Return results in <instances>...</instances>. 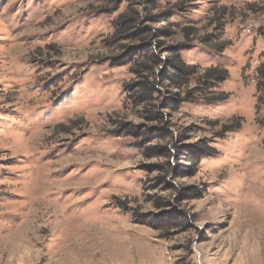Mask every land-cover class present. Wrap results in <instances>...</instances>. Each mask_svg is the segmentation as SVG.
Segmentation results:
<instances>
[{
	"label": "rangeland",
	"instance_id": "374dc122",
	"mask_svg": "<svg viewBox=\"0 0 264 264\" xmlns=\"http://www.w3.org/2000/svg\"><path fill=\"white\" fill-rule=\"evenodd\" d=\"M264 0H0V264H264Z\"/></svg>",
	"mask_w": 264,
	"mask_h": 264
},
{
	"label": "trees",
	"instance_id": "16d2710c",
	"mask_svg": "<svg viewBox=\"0 0 264 264\" xmlns=\"http://www.w3.org/2000/svg\"><path fill=\"white\" fill-rule=\"evenodd\" d=\"M257 74H258V84H257V89L259 92H261V96L259 97V101L261 102V104L264 107V64H262L258 70H257Z\"/></svg>",
	"mask_w": 264,
	"mask_h": 264
}]
</instances>
